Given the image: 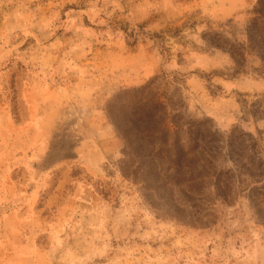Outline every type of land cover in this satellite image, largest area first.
<instances>
[{
    "label": "rangeland",
    "instance_id": "obj_1",
    "mask_svg": "<svg viewBox=\"0 0 264 264\" xmlns=\"http://www.w3.org/2000/svg\"><path fill=\"white\" fill-rule=\"evenodd\" d=\"M263 177L264 0H0V264H264Z\"/></svg>",
    "mask_w": 264,
    "mask_h": 264
},
{
    "label": "trees",
    "instance_id": "obj_2",
    "mask_svg": "<svg viewBox=\"0 0 264 264\" xmlns=\"http://www.w3.org/2000/svg\"><path fill=\"white\" fill-rule=\"evenodd\" d=\"M155 134H158V140L159 145L155 152V159L158 162V164H162L163 160L168 156V153L173 158L170 157V161L168 162V166L172 169L178 170V163L181 155L186 154L187 152H182V146H189L188 149L191 148V150H196L195 152L198 154V156H195V159L199 161V164L196 167H193L189 171V178L187 179V185L186 190L190 193L198 192L200 193V185H202V178L211 177L210 179V186H212L215 189V192H217L218 196H221V198H225V196H229L230 194V182L228 179L222 180L220 176H222L223 172H219L217 176H211L210 173H206L210 165H212V160L214 158L213 154H209L207 151H204L203 153L200 152L201 149L204 148V146L201 144V141H203L202 138L198 139H191L190 136L187 135L186 139H180L179 134L182 132V128L179 125H175L172 123V127L166 126L165 123H157V126H155V129L152 131ZM172 135V136H171ZM171 137L169 141H167L168 137ZM167 166V167H168ZM174 169V170H175ZM258 168L255 167L253 173L252 171H247V176L251 178H261L263 176V173L259 174ZM261 171V170H260ZM260 181H264L261 179ZM254 182H257L256 180ZM264 183V182H262ZM177 184V183H176ZM175 185V183H174ZM179 186V185H176ZM254 197V199H253ZM247 199L250 201V204H253V201L257 200L259 203L263 204V212H264V184L261 187L258 188H249V193L247 194ZM210 200L207 201V207H211ZM207 213L210 214L209 210H207Z\"/></svg>",
    "mask_w": 264,
    "mask_h": 264
}]
</instances>
